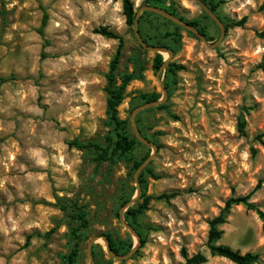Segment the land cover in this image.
Here are the masks:
<instances>
[{"label": "clouds", "instance_id": "clouds-1", "mask_svg": "<svg viewBox=\"0 0 264 264\" xmlns=\"http://www.w3.org/2000/svg\"><path fill=\"white\" fill-rule=\"evenodd\" d=\"M0 3L6 11L15 8L16 20L0 33V72L8 74L11 66L23 74L27 66L33 77L42 72L56 81L49 85L48 79L42 80L43 88L31 80L23 84L15 82V86L0 85L3 93L0 136L7 137L0 144V194L6 197V202H0V264H42L44 252L39 259L30 253L44 241L33 238L28 248L21 249L25 241L20 233H30L33 228L47 232L55 227L52 219L63 214L53 207L57 202L54 195L70 196L72 193L66 191L69 186L89 182V173L80 175L82 153L69 149L65 141L79 136L81 128L86 135H93L101 126L98 117L103 119L106 98L103 88L107 83L104 75L108 72L110 53L119 41L94 33L93 29L111 25L124 35L127 17L124 0H0ZM261 5L264 0H226L222 12L237 13L236 20L245 16L248 20L243 28L231 29L216 50L199 45L192 48L186 38L182 41L175 59L187 71L178 73L182 82L169 102V110L179 119H172L169 110L158 111L151 129L152 133L161 134L157 139L164 146L154 158V168L166 172L168 177L159 180L148 177L149 196H160L166 189L180 192L168 200H149L144 216L163 225L165 230L148 233L151 243L145 244L137 264H173L169 249L176 253L174 260L184 264L180 248L187 247L189 255L197 250L193 244L202 243L205 237V219L221 214L224 201L231 195L230 187L235 188L236 195L247 196L255 189L257 177L264 175V147L253 142V134L264 133V71L249 75L250 68L264 58V39L253 32V28L264 32V12L257 11ZM45 14L48 19L41 37L36 29L41 27ZM45 41L54 47L42 48ZM17 46L20 52L15 55ZM41 51L59 55L41 61ZM181 56L185 59L181 60ZM237 57L241 58L239 62ZM97 65L102 72L92 71ZM63 73L68 76L62 83ZM155 84L146 71L144 79L132 81L126 91L152 89ZM92 85L99 87L90 92L87 88ZM76 90L81 94L77 95ZM38 96L43 97L41 104L48 105L47 111L37 106ZM81 101H87L91 107ZM254 101L259 105L255 110L251 108ZM14 108L30 113L31 118L16 116ZM240 116L246 122L245 130H250L247 140L237 130ZM57 125L66 130H58ZM250 148L259 150L256 157ZM18 157L29 163H21ZM125 172V165L118 164L114 175L123 177ZM6 185L16 189L15 196ZM192 188L195 191L189 192ZM25 193L36 202L25 199ZM41 198L48 202L47 206L39 202ZM258 200H264V185L254 192L249 203ZM231 213L224 212L225 224L218 226L224 228L225 239L230 238L235 246L243 232L252 227L257 230L259 244H264L255 211L245 215V210L233 207ZM237 216L243 222L242 227L235 224ZM66 232V225L61 223L57 234ZM182 236L189 238V244H184Z\"/></svg>", "mask_w": 264, "mask_h": 264}, {"label": "rangeland", "instance_id": "rangeland-1", "mask_svg": "<svg viewBox=\"0 0 264 264\" xmlns=\"http://www.w3.org/2000/svg\"><path fill=\"white\" fill-rule=\"evenodd\" d=\"M130 1L134 5V9L136 10V13L139 10V8L146 6V3L148 2V0H140L139 3H136L135 0H130ZM162 1L164 3V7L172 11L176 15V17L181 18L185 22H191V21L198 22L199 29L202 28L204 31L203 35L205 37L206 44H203L192 33L190 35L189 32L184 30L183 28L179 26L177 27V25L174 26L175 24L169 25L162 20L156 19L154 16H143L142 15L143 13L139 15V18L143 16L140 24L142 28V40L145 39V41L147 42L146 44L149 46L158 47L159 45H164L173 49L171 57H169V55L165 52L160 53L164 61L168 60L167 65L160 73V80L164 84V88L167 94V98L165 102L158 105L157 107L143 110L136 116V125L137 128L139 127V129L141 130V136H143L145 139H147L156 146V152L151 162L140 174L142 175V179L145 182L144 190H143L144 197H149L151 199L153 198L156 199L158 196L153 197L148 195V177H152L153 180H159L161 178L168 177V174L166 172H157L154 168V158L157 156L160 149L164 146L161 145L157 139V137L161 134L152 133L151 129L155 123L154 120L155 113L161 110H169L170 99L173 93L178 90L179 85L182 82V78L178 76V73L181 71H187L186 66L184 64H180L176 62L175 59L177 52L180 51L181 47L183 46L182 41H184L186 38L192 48H195L199 45L200 47L206 48L209 51L216 50L219 48L224 38L228 36L229 31L231 29L236 27L243 28L248 20L247 16L243 17L242 19L236 20L235 16L238 15L237 13L225 14L224 12H222L221 7L226 3V0H211L217 4V7L213 11L211 10L210 6L207 3H205L210 0H200L213 13L215 18L221 23L224 31V33L222 34L218 24L214 20H212L194 0H162ZM41 11H43L42 6H41ZM257 11L264 12L263 5H261L257 9ZM14 13H15V8L12 9L11 12H9L6 11L3 7V4L0 3V33H2L3 30L7 28L9 25L16 22L14 18ZM22 19L23 17L21 16V20ZM242 21L243 23L241 24L240 22ZM102 27L106 28L108 31H111L119 35L122 38V42H123L119 63L115 71L116 86L118 87L121 84V80H120L121 74H125V73L130 75L133 74L135 76V79L131 80L126 85L123 92V100L117 107L118 117L121 120L128 121L129 124L128 131L131 135H133L131 122H130V115L131 112L136 107H139L144 104L141 101L140 96L142 94H157L159 96V99L162 98V91L160 88L159 80H157L156 78L157 72L155 73L154 70L152 69V62L157 53L147 51L139 45L133 31V26L131 27L127 26L124 35H121L120 33L116 32L111 25H105ZM98 29L99 28H94L93 29L94 33ZM199 29L197 28L196 30L199 31ZM37 30L38 29H36V32ZM167 32L173 33L174 36H167ZM253 32H255L258 38L264 39V37L262 36L264 32H256L255 28H253ZM48 46L54 47V45H50L49 41H45L42 48ZM117 46L118 44L115 46L114 52L110 53V62L115 54ZM236 51L238 50L229 49V52H236ZM19 52H20V48L19 46H17L15 55H18ZM56 55H59V53L58 52L44 53L43 51H41L40 60L43 61L44 59L48 58V56H56ZM180 59L183 60L185 59V57L181 56ZM236 59L239 62L241 58L237 57ZM110 62L108 64V72H109ZM239 66L242 67L243 65L240 64ZM168 67H170V69L172 68V71L170 72L167 71ZM129 68H131L132 71H129ZM92 71L100 73L102 72V68L99 65H97L94 69H92ZM146 71L150 72V74L152 75L154 81L156 82L155 86L152 89L133 88L131 92L126 91L128 85L132 81L134 80L142 81L144 79V73ZM257 71H264V58L261 59L260 63L255 64L250 68L249 75ZM108 72L104 75L105 80ZM67 76L68 73L61 74L62 83L65 81V78ZM44 79H48L49 85L56 83L55 80L46 78L42 72L39 73L38 77H33L31 74L28 73L27 66H25L23 74L20 72H16L14 68H11V66L8 74H4L0 72V85L13 84V86H15V82H20L21 84H23L26 81L31 80L34 85L43 88L44 85L41 83V81ZM73 81L75 82L74 78ZM117 81H119L118 85H117ZM198 82H199V78H198ZM98 87H99L98 85L88 86L87 90L90 92H94ZM106 87H107V83L103 88V92L105 94H106ZM76 93L77 95L81 94L79 90H76ZM2 94L3 93L0 92V95ZM42 100H43L42 96L37 97V101H36L37 106L47 111L48 105L41 104L40 102ZM106 100H107V94H106V98L104 99V105H103L104 107L103 119H100L98 117L101 126L97 129V132L93 135H86L85 130L81 128L80 135L74 138L73 140L76 139L82 143L95 142L100 145H106L105 138L110 132L109 128L105 126ZM80 103L86 107H91L90 105L87 104V101H81ZM258 107L259 105L255 101L251 105V108L253 110L258 109ZM13 111L16 113V116L25 119L31 118L30 113H25L15 108L13 109ZM243 111L247 112L249 111V109H243ZM121 113H123V116H121ZM85 115L87 116L89 115V113H85ZM169 115L174 120L179 119V117L170 110H169ZM0 118H3V114H0ZM239 119H242L244 121L243 116H240ZM244 123L245 125L243 132H240L238 128L237 130L240 136H243L247 140L250 130L248 131L245 130L247 125L245 121ZM17 127H19V124L17 125ZM57 127L58 130L60 131L66 130V129H59L58 125ZM105 129L107 130L105 131ZM5 139H7V137L0 136V144H2ZM253 142H259L261 146L264 147V133H260L259 131H257V133L253 134ZM65 143L68 145L69 149L74 148L69 146V141H65ZM76 150L82 153L80 157L81 159L80 175H83L85 172L89 173L90 175L89 182L87 183V185H81L79 187L69 186L66 189V191L72 193V195L70 196L55 197L54 195V199H56L57 202L56 205H53V207L59 208L63 216L61 218H53L52 223L55 224V227L48 229L47 232H41L40 229L33 228L30 233L27 232L20 233V235L24 238L25 241L24 245L21 246V249L28 248L33 238L43 240L44 243L41 244L39 248L35 250V252L30 253V255H36L37 259H39L40 258L39 254L41 252H44L46 255L42 264H49V262H51V264H60V255L68 254L73 249V246L76 242L75 239H73L72 230L78 228L79 222L76 220L75 214L71 209L73 205H76L79 208H83L86 211L87 220H88L87 227L79 229L77 232V234L82 236V240L80 241L78 248L79 255L77 258V264H91L88 255V246L93 238H96V240L91 246L90 255L92 257L94 264H137L138 259L143 256L142 249L144 248L145 244L151 243V241L148 238V233L154 231H164L165 228L163 225L155 224L144 216V212L148 207L147 205L146 209L140 215H138L137 220L134 223V226L139 231V234L141 235V238L143 240V243L141 244L140 243L141 239L139 237V244H138V241L135 238V236L132 235L121 224L119 220L120 219L119 211L123 207L120 205V199L123 197L124 198L130 197V200L132 198H135L136 186L133 181V175L136 170L134 171L132 169L133 162H138L147 154H151L152 149L150 147H147L139 143L135 146V149L131 157L130 156L128 157L129 160H118L115 163H102L99 165L93 161L94 158L93 150L91 149H81V150L76 149ZM250 151L252 153V156L256 157L259 150L255 148H250ZM18 159L20 160L21 163H29L24 157H18ZM118 164H123L126 167L125 175L119 178L114 175V170L116 169ZM65 175H67V173H65ZM262 179H264V175L258 176L256 180V184L259 180ZM6 186L8 187L9 191L12 192L13 195L15 196L16 189L12 185H6ZM259 189H257L256 191H258ZM230 190H231V195L229 196L228 199L243 197L236 195L235 188L230 187ZM188 191L192 192L195 191V189L192 188L189 189ZM179 192L180 190H176V189L174 190L166 189L165 192L162 193L161 195H170L172 196L171 198H173L175 195H178ZM254 192L252 193V195L254 194ZM141 194H142V189H141ZM24 195H25V199L33 200L34 203L36 202L34 201V198L31 197L28 193H25ZM226 201H224V205ZM0 202H6V197H4L2 194H0ZM39 202L45 204L46 206L48 205V202L43 201L42 198L41 201ZM141 203H142V198L140 195L138 200L134 201V203L126 206L123 209V219L127 225L128 222L126 219V212L129 209L137 208V206ZM252 204L255 205L257 209L255 213L261 222L258 231L260 234L264 235V227H263L264 221L258 214V212H260L264 215V211H260L261 208H264V200H258ZM233 207L237 208L238 210H245V215L253 211L246 209V207L243 205H235L232 206L231 209ZM173 209L176 210L175 206H173ZM231 209L229 210V215L232 214ZM215 217L217 216H213L205 219V224H206V228L204 229L205 237L203 238L202 243L193 244V248L197 249L196 251L192 252L191 255H189L190 250L187 247L180 248L179 255L181 256L182 259L183 257L181 255V251L184 250L187 257H191L192 255H195L197 253L204 254L207 258V262L204 264H233L227 259L221 257H212L209 255V251L207 249V237L209 230L208 223ZM61 223L66 225L67 232L58 235L57 228L60 226ZM235 224L241 227L243 226V222L241 221L239 216L236 217ZM219 229L223 231V234L220 240L216 243L217 245L228 246L232 250L239 252L241 255L246 253L255 254L258 256V261L254 264H264V244H259V240L257 237V230L253 229L252 227L247 228V230L243 232V235L237 240L236 245L234 246L230 238L229 239L224 238V228L219 227ZM106 234H110L113 238H117L122 241H129L132 244V248L136 246L137 248L135 249L133 254L125 260H116L114 258H111L107 254L105 249V243L101 238ZM181 239L183 240L185 245L189 244L188 237L182 236ZM0 240H2V237H0ZM49 245H53L54 247H49ZM199 249H204L206 250V252L201 251ZM244 249H248V250L244 251ZM0 252H2V250H0ZM175 255L176 253L172 252L171 249H169L168 252L169 259L173 261V264H178V262L174 260Z\"/></svg>", "mask_w": 264, "mask_h": 264}, {"label": "trees", "instance_id": "trees-1", "mask_svg": "<svg viewBox=\"0 0 264 264\" xmlns=\"http://www.w3.org/2000/svg\"><path fill=\"white\" fill-rule=\"evenodd\" d=\"M205 3H207L210 6L212 11L215 10V8L217 7V4L211 0ZM146 6L157 7V8L165 10L166 12L176 16L172 11L164 7V3L162 0H148V2L146 3ZM123 8H124V14L127 17L126 25L131 27L134 24V19L136 16V10L134 9V5L130 0H124ZM263 8H264V5H263ZM142 15L143 16H154L156 19L162 20L169 25H174L170 21L156 14H153V13L143 12ZM143 16H141L138 19V24H139L138 32L141 38H142V28L140 24H141ZM46 21H47V15L45 14L41 20V27L37 30L38 34L41 37H43V28L46 24ZM243 21L240 23L242 24ZM187 23L193 26L194 28L199 29L198 22L191 21ZM199 32L202 35L204 34L203 33L204 31L202 28L199 29ZM95 33L103 35L107 39H115L119 41L115 54L109 65V72L106 76L107 100H106L105 126L109 128L110 132L105 138L106 145H100L95 142L82 143L75 139L69 142V146L74 147L79 150L81 149L93 150L94 152L93 161L99 165L102 163H115L118 160H129L128 157L129 156L131 157L135 149V146L139 144V142L136 140V138L133 135L129 133L128 121L121 120L118 117V112H117V107L123 100V92H124L126 85L131 80L135 79V76L133 74L130 75V74L125 73V74L120 75L121 84L118 87L115 84V77H116L115 71L117 69L120 55H121V49H122V43H123L122 38L119 35L111 31H108L104 27L99 28L98 30L95 31ZM189 34L191 35L190 32ZM167 36H174V34L171 32H167ZM262 36L264 37V33L262 34ZM143 41L147 43L145 39H143ZM158 47L166 48L170 50L171 52H173V49L168 46L159 45ZM163 63H164V60L162 56L160 54H156L152 62V69L154 70L155 73L161 68ZM167 71L169 72L172 71V68L170 69V67H168ZM140 99L145 104V103L154 102V101L159 100V96L157 94H142L140 96ZM244 125H245L244 121L242 119H239L237 128L240 132H243ZM138 130L141 134V130L139 129V127H138ZM148 156L149 154L144 156L140 161L133 162L132 169L135 171ZM144 183L145 182L142 179V175H140L139 184L142 189V194H141L142 203L139 204L137 208L129 209L126 212V219H127L128 225L140 237L141 244L143 243V240L141 238V235L139 234V231L134 226V223L136 222L138 215H140L146 209L149 203V200L151 199L149 197H144V193H143ZM261 185H264V179L259 180L257 182L253 192L259 189ZM253 192L249 193L247 196L228 199L224 205V209L222 210L221 214L213 218L208 223L209 230H208V237H207V249L209 251L210 256L221 257V258L227 259L233 264H254L258 261V256L255 254L246 253V254L241 255L239 252L232 250L228 246L216 244L220 240L223 234V231L220 230L218 226H221L225 223L224 212H227L229 214V210L231 209L232 206H235V205H243L248 210L257 211L255 205L252 203H249L250 197ZM171 197L172 196L170 195H161V196H158L156 199H166L167 200ZM129 200H130V197L121 198L120 205L124 206ZM71 209L73 210L75 214L76 220L79 222L78 228L72 230V236L76 242L73 246V249L68 254L60 255V264H77V258L79 255V250H78L79 243L82 240V236L77 234V232L79 229L86 228L88 225L87 213L83 208H79L78 206L73 205ZM258 214L264 221V215L260 212H258ZM263 227H264V224H263ZM104 237L107 239L112 252L117 255H120V256L125 255V253H127L132 248V244L129 241H122L120 239L113 238L110 234H106L104 235ZM181 255L184 259V264H204L207 262L206 256L202 253H197L195 255H192L191 257H187L184 250H182Z\"/></svg>", "mask_w": 264, "mask_h": 264}, {"label": "water", "instance_id": "water-1", "mask_svg": "<svg viewBox=\"0 0 264 264\" xmlns=\"http://www.w3.org/2000/svg\"><path fill=\"white\" fill-rule=\"evenodd\" d=\"M200 7L201 9L212 19L214 20L218 26L220 27L221 29V33L223 34L224 31H223V28H222V25L221 23L215 18V16L213 15V13L200 1V0H194ZM143 12H149V13H153V14H156L168 21H170L171 23L183 28L184 30L192 33L193 35H195L203 44H206V40H205V37L198 31L196 30V28H194L193 26L189 25L187 22L179 19L178 17L166 12L165 10H162L160 8H157V7H151V6H143L141 8H139V10L137 11L136 13V16H135V19H134V24H133V31H134V34H135V37H136V40L137 42L139 43V45L147 50V51H151V52H154V53H157V54H160L162 52H165L169 55V57L172 56V52L166 48H161V47H155V46H149L147 45L141 38V36L139 35V32H138V19H139V15ZM212 47V46H211ZM167 61H164L163 65L161 66V68L157 71L156 73V78L157 80H159V84H160V88H161V91H162V98L157 100V101H154V102H149V103H145L139 107H136L132 112H131V115H130V122H131V127H132V132H133V136L136 138V140L147 146V147H150L152 149V153L149 154V156L141 163V165L136 169V171L134 172V175H133V181H134V184L136 186V195H135V198H132L131 200H129L123 207L122 209L119 211V217H120V222L121 224L132 234L135 236V238L137 239L138 241V244H139V236L137 235V233H135V231L130 227L128 226L125 222H124V219H123V209L134 203V201L138 200L140 195H141V188H140V184H139V176L140 174L143 172V170L148 166V164L151 162L155 152H156V146L151 143L150 141H148L147 139H145L143 136H141L138 128H137V125H136V116L143 110H146V109H149V108H153V107H157L158 105L162 104L165 102L166 98H167V94H166V90L164 88V84L161 82L160 80V73L161 71L165 68V66L167 65ZM105 243V249H106V252L107 254L111 257V258H114L116 260H125L127 258H129L133 252L135 251V249L137 248L134 247L132 248L127 254L125 255H117L115 253L112 252L110 246H109V243L107 241V239L102 236L101 237ZM96 240V238H93L90 243H89V246H88V255H89V260H90V263L91 264H94L93 260H92V257L90 255V250H91V246L92 244L94 243V241Z\"/></svg>", "mask_w": 264, "mask_h": 264}]
</instances>
